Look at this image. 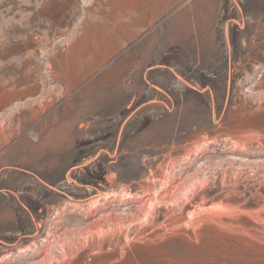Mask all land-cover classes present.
<instances>
[{"label": "rangeland", "instance_id": "rangeland-1", "mask_svg": "<svg viewBox=\"0 0 264 264\" xmlns=\"http://www.w3.org/2000/svg\"><path fill=\"white\" fill-rule=\"evenodd\" d=\"M263 229L264 0H0V264H264Z\"/></svg>", "mask_w": 264, "mask_h": 264}, {"label": "bare ground", "instance_id": "bare-ground-1", "mask_svg": "<svg viewBox=\"0 0 264 264\" xmlns=\"http://www.w3.org/2000/svg\"><path fill=\"white\" fill-rule=\"evenodd\" d=\"M185 225H186V223H185ZM184 226V225H183ZM264 230V229H263Z\"/></svg>", "mask_w": 264, "mask_h": 264}]
</instances>
